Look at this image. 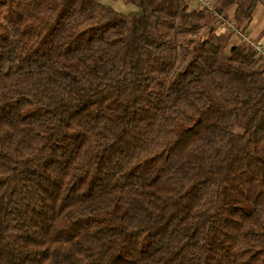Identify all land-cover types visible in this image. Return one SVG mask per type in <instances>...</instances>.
Listing matches in <instances>:
<instances>
[{"label":"trees","instance_id":"16d2710c","mask_svg":"<svg viewBox=\"0 0 264 264\" xmlns=\"http://www.w3.org/2000/svg\"><path fill=\"white\" fill-rule=\"evenodd\" d=\"M124 1L0 0V264H264V62Z\"/></svg>","mask_w":264,"mask_h":264},{"label":"built area","instance_id":"2783aa9c","mask_svg":"<svg viewBox=\"0 0 264 264\" xmlns=\"http://www.w3.org/2000/svg\"><path fill=\"white\" fill-rule=\"evenodd\" d=\"M185 3L191 8L193 5H197L198 8L207 9L218 21L219 28L225 29V30H231L233 33L237 34L241 37V39L245 42H247L250 47L255 50L258 57L261 58V60L264 62V45L252 40L248 34L241 33L237 27L234 21L223 17L219 10L217 9V6L215 4L214 0H185Z\"/></svg>","mask_w":264,"mask_h":264},{"label":"crops","instance_id":"0c3cea01","mask_svg":"<svg viewBox=\"0 0 264 264\" xmlns=\"http://www.w3.org/2000/svg\"><path fill=\"white\" fill-rule=\"evenodd\" d=\"M261 2L264 5V2L263 1ZM257 7L258 5L256 6L253 12L252 22L249 27V31L246 34H248L252 40L264 45V12L260 20L259 21L256 20L254 15H256ZM216 26H217V31H216L217 35H228L230 37L229 38L230 42L233 41L234 38L238 39V41H241L240 40L241 37L233 33V31L219 28V24L217 22H216Z\"/></svg>","mask_w":264,"mask_h":264},{"label":"rangeland","instance_id":"374dc122","mask_svg":"<svg viewBox=\"0 0 264 264\" xmlns=\"http://www.w3.org/2000/svg\"><path fill=\"white\" fill-rule=\"evenodd\" d=\"M100 2L106 6L114 8L117 12L124 14V15H130L134 12L140 11V9L136 5L126 3L124 0H100ZM197 8H198L197 5L191 6V9H197ZM256 10H257L256 15L254 16H255V19L259 21L264 12V5L262 4L261 1L259 2ZM4 19H5V16H4ZM229 19L234 21L232 17H229ZM233 42H238V39L234 38Z\"/></svg>","mask_w":264,"mask_h":264}]
</instances>
